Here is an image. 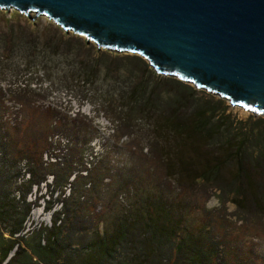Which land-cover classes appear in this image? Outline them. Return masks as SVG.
I'll return each mask as SVG.
<instances>
[{
	"label": "rangeland",
	"instance_id": "374dc122",
	"mask_svg": "<svg viewBox=\"0 0 264 264\" xmlns=\"http://www.w3.org/2000/svg\"><path fill=\"white\" fill-rule=\"evenodd\" d=\"M169 79L193 89L194 96L188 103L176 100L178 93L186 95L187 88L179 89ZM221 100L232 124L225 126L208 146L199 145L201 152L193 150L196 143L189 139L185 141L187 146L181 144L180 136L164 123L166 115L176 108L186 118L193 109ZM6 123L11 126V130L6 128L12 147L8 158L11 168H24L26 158L42 174L50 173L54 167L45 169L41 163L63 159L71 149L74 156L82 152L86 157L91 152L93 157H86L88 161H94L96 166L103 164L95 173L103 177V182L88 190L85 198L90 201L86 210L92 212L94 220L96 215H103L106 233L113 231L117 214L125 212L128 202L136 200L134 193L142 190L168 197L171 202L193 203L209 210L211 220L207 219L206 229L212 221L210 231L219 234L223 243L219 248L222 264H232L235 258L244 264H264V212L246 217V222L232 203H222L217 188L192 184L185 174L186 168H200L206 159L220 156L217 146L233 137V133L243 132L245 124L252 131L243 151L244 159L260 157L264 153V112L231 105L227 99L191 82L157 73L137 53L98 48L95 42L63 29L46 15H36L34 11L25 15L9 8L0 9V133ZM257 131L261 132L258 141ZM168 161L180 170L168 173ZM82 164L86 160L75 156L73 170ZM87 165L93 172L95 165ZM233 168L232 164L222 167L219 186L230 180ZM23 173L27 179L28 174ZM250 173L252 187L247 195L264 194V172L257 167ZM46 178L50 183L51 175ZM44 184L39 190L32 187L26 196V203L31 206L20 235L47 228L52 213L60 208L54 202L46 210L48 194ZM62 190L67 195L68 185ZM83 223L86 224L80 222ZM213 235L211 239L216 240ZM84 249L70 246L58 263L84 264Z\"/></svg>",
	"mask_w": 264,
	"mask_h": 264
},
{
	"label": "trees",
	"instance_id": "16d2710c",
	"mask_svg": "<svg viewBox=\"0 0 264 264\" xmlns=\"http://www.w3.org/2000/svg\"><path fill=\"white\" fill-rule=\"evenodd\" d=\"M169 81L179 89L187 88L186 95L178 93L176 97L180 103H188L191 96H194L193 89L183 85L181 81ZM134 94L135 91L132 95ZM137 100L136 98L135 101ZM225 108V102L221 100L193 109L186 118H182L179 108H176L166 115L168 119L164 123L180 136V143L184 146H187V139L196 143L193 150L198 153L201 152L199 145L208 146L218 138L225 126L232 124L229 115L225 114ZM6 128L11 130L9 123L4 124V132L0 133V264H65L58 262L66 257L64 254H67L66 250L72 245L83 247L87 251L84 264H222L219 248L223 243L219 241V234L213 235L210 231L212 221L206 229L207 219L211 220L209 210L198 208L193 203L171 202L168 197L160 194L153 196L141 190L134 193L136 200L128 202L130 205L127 210L117 214L118 221L114 222L113 231L106 233L102 223L103 215H96L94 220L92 212L86 210L90 203L85 198L86 192L96 189L97 183L103 182V177L95 176L103 164L96 166L94 161L86 158H92L93 153L90 152L86 157L82 152L75 155L86 160V164H82L76 171L73 170L75 156L70 153L72 149L63 159L41 163L40 166L43 167L44 164L45 169H51L52 166L56 169L50 173L42 174L39 168H33L30 162H26V158H23L24 168L20 165L11 168L13 165L8 164V158L12 147ZM242 128L243 132L240 131L237 135L233 133V137L226 138L217 146L221 150L220 156L206 159L200 168H186L185 174L188 180H192V184L217 188L222 203H232L246 221V217L253 218L264 212V194L247 195L252 187L250 170L260 167L264 172V153L251 161H245L243 151L252 128L246 124ZM255 135V140L258 141L256 138L261 136V132L257 131ZM239 136L242 138L236 139ZM51 158L53 156L49 157ZM88 163L95 165L93 172ZM231 164L234 168L230 180L219 186L222 167ZM9 168L12 169L11 173H8ZM178 170L180 169L168 161V173ZM22 171L28 174L27 179H24ZM48 174L52 177L50 183L46 182ZM41 183H45V192L48 194L46 210L51 209L54 202L59 203L60 208L52 213L51 224L47 228H35L20 235L31 206L26 203V196L34 186L39 190ZM66 185L69 189L67 195L62 190ZM54 193L57 194L53 198ZM138 200L144 203L137 202ZM90 221L92 223L89 224ZM211 235L216 240L211 239ZM84 237L89 239L84 240ZM166 251L169 252L168 257H165ZM232 264L244 263L235 258Z\"/></svg>",
	"mask_w": 264,
	"mask_h": 264
},
{
	"label": "water",
	"instance_id": "95a60500",
	"mask_svg": "<svg viewBox=\"0 0 264 264\" xmlns=\"http://www.w3.org/2000/svg\"><path fill=\"white\" fill-rule=\"evenodd\" d=\"M9 8L264 112V0H0Z\"/></svg>",
	"mask_w": 264,
	"mask_h": 264
},
{
	"label": "snow or ice",
	"instance_id": "6c2138e0",
	"mask_svg": "<svg viewBox=\"0 0 264 264\" xmlns=\"http://www.w3.org/2000/svg\"><path fill=\"white\" fill-rule=\"evenodd\" d=\"M25 15H27V13H25ZM85 39H87V37H85ZM173 75H175V74H173ZM241 107H244V105H241ZM251 111H255V109H251Z\"/></svg>",
	"mask_w": 264,
	"mask_h": 264
}]
</instances>
